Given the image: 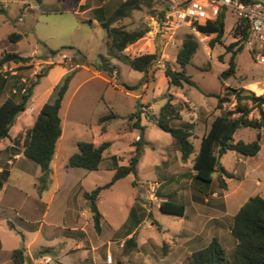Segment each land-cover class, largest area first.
I'll return each instance as SVG.
<instances>
[{"label":"rangeland","instance_id":"1","mask_svg":"<svg viewBox=\"0 0 264 264\" xmlns=\"http://www.w3.org/2000/svg\"><path fill=\"white\" fill-rule=\"evenodd\" d=\"M127 1L43 0L40 4L41 0H0V58L7 51L29 56L36 49L41 50V53L34 52L30 62L25 65L6 63V69L0 67L7 76L6 87L0 92V104L10 96L19 100L23 89L36 83L38 74L44 68L59 65L73 70L76 68L75 64L81 61L80 57H75L73 51H62L60 55L52 57L49 49L73 46L85 54L92 63H100L103 58H107L111 64L120 67L110 80V84L117 89L104 90V99L110 103L104 104V99L100 101L96 96L102 89L101 84L94 83L90 88L88 86L82 88L81 82L87 73H80L63 99V109L70 115L65 123V130L70 132L73 128L74 137L96 145L104 141L111 142L110 148L104 153L106 163L111 164V157L115 155L119 159V165H127L140 136V131L135 125L136 119L130 116L135 112L138 103L146 101L141 107L143 112L141 125L145 126L144 148L137 174L120 179L111 188L101 192L98 201L103 216L100 223L101 231L97 232L93 220L90 221L85 225L86 234L82 242L84 251L78 253L73 248L69 252L76 243L74 239H66L65 235L57 233L58 237L52 241L46 240L42 235L28 232L38 230L41 223L46 225L55 221L61 225L60 216L65 210L68 191L60 194L54 203L51 202L48 217L42 218L39 213L45 210V206L40 205V198L37 196L38 181L34 177V167H37V164L27 160L29 164L27 166L13 158L23 153L22 144H15V139L18 135L22 138L35 123L32 106L36 98L41 97L52 102L57 99V88L62 82L61 80L54 86L57 74L52 79L45 77L40 79L36 85V96L32 95L28 103V113L22 115L18 122L16 120L10 138L5 139L0 145V168L9 172L13 169L7 190L0 191V264H16L13 252L23 248L33 237L36 238L29 250L30 254L23 249L24 264H39V259L44 256L50 258L48 264H168L163 259L172 251L170 245L175 248L178 244L175 240L177 235L184 233L191 221L196 222L197 232L200 234L198 242L189 247V251L204 248L211 238L218 237L224 248L231 252L235 246L230 232L235 213L250 197H264L263 129L259 132L242 128L237 132L235 141L245 142L255 140L260 133L261 151L255 157H245L228 151L221 158L222 165L234 176L225 178L227 189L219 187L218 175H215L211 188L204 191L193 181V160L196 153L191 155L187 162H183L175 139L154 126L147 118V115L157 116L167 98L170 95L174 96L175 92H183L184 89L191 91L193 105L200 108L201 112L205 109L213 110V114L221 112L216 108V98L207 97L189 85L176 88L168 84L164 74L165 68L169 65L174 70H180L176 56L188 35L196 38L199 49L192 64L187 67V73L193 77L201 91L224 96L226 88H244L257 97L263 92L264 66L257 64L242 42H239L232 52L227 49L238 40L233 33L237 17L232 13L226 15L224 37L221 43H216L213 48L212 36L195 34L186 26L175 32L165 29V16L170 10L168 0H146L149 3L148 7L141 5L138 9L128 11L119 17L113 24L116 27L127 31L149 29L143 38L125 50L126 54L136 57L159 53V59L151 69L148 81L141 83L142 73L132 70L110 55L105 30L99 25L87 22L95 18L94 10L101 8L99 5L105 8L106 18H111ZM89 9L91 10L85 15L82 14V11ZM14 32L24 36L18 43L9 38ZM239 47H243V51L235 58L236 74L229 79L221 80L220 74L228 68L233 52H237ZM65 54L66 59L62 58ZM46 61L49 63H45ZM138 95H142L143 99H137ZM174 102L176 103V98ZM179 104L184 108L185 104ZM223 107L224 110L235 109V98L230 97ZM99 115L101 116L97 121L96 117ZM105 116L115 118L103 124L106 131L102 133L99 120ZM250 117L259 118L257 107L251 112ZM174 124L181 125L182 121ZM193 143L196 148L199 147L196 138H193ZM9 160H12V163H8ZM60 164L59 161L58 176L59 182L62 183L65 178L61 175ZM80 171L85 172L84 169ZM113 174L112 171L105 169L91 172V176L83 181L82 186L87 191L93 190L110 182ZM17 180L22 183L23 192L13 188ZM151 183L158 184L154 191L144 187L145 184ZM151 193H154L153 198ZM51 194L52 189H49L43 201L48 203ZM169 198L185 204L183 217L160 211L163 199ZM135 203L141 207L142 219L137 227L131 228L129 215ZM34 208L37 210L36 214ZM199 215H203L204 219L213 218L206 227V229L211 227V233L202 231L200 226L202 218ZM47 226L44 227L42 234L52 235V227ZM132 236L135 238L134 243H128ZM52 245H56L57 254H52V247H47ZM109 257L112 258V263L108 262ZM82 258L84 260L80 261ZM170 258L173 264H191L189 253L184 251L175 252Z\"/></svg>","mask_w":264,"mask_h":264},{"label":"trees","instance_id":"2","mask_svg":"<svg viewBox=\"0 0 264 264\" xmlns=\"http://www.w3.org/2000/svg\"><path fill=\"white\" fill-rule=\"evenodd\" d=\"M141 5L149 6L146 0H129L121 5L111 18H106L104 7L94 10V19L87 22L93 24V20H97L100 26L105 30L107 37V47L110 55L128 65L132 70L143 74L141 83H146L149 73L159 59V53L143 54L131 57L125 53V50L143 38L148 32V28L127 31L124 28L114 26L119 17L125 15L128 11L138 9ZM226 13L213 21H202L196 25L200 34L204 36H212V48L216 43H221L225 34ZM234 36L238 38L237 42L232 43L227 49L232 52L234 47L245 41L248 35L247 24L244 20L238 19L233 30ZM23 38L22 34L13 33L10 40L19 42ZM246 48V46H245ZM199 49V42L193 35H188L183 40L181 48L176 56V63L180 70H174L169 65L166 66L164 74L168 79L169 86L183 88L185 85L196 88L207 97L217 99L216 108L220 110L210 127L202 137L201 145L196 153L193 143L194 125L190 123H182L175 125V122L182 120L181 111L183 107L179 103L174 102V96L170 95L166 102L161 106L157 116L147 115V118L154 123L160 130L169 133L179 147L181 160L187 162L191 155L195 154L193 160V176L194 183L208 191L214 183L215 175H218L217 181L220 188L227 189L225 178H233L221 163V158L228 152L234 151L245 157H255L261 151V134L258 133L255 140L245 142L243 140L235 141L234 135L242 128L254 129L261 131L264 127V98L255 96L252 92L244 88L232 89L226 88V94L222 96L216 93H205L201 91L193 77L187 73V67L193 62L194 56ZM62 51H73L75 57H80L81 61L76 63V68L71 70L62 79L61 84L57 88V99L47 102L40 110L34 125L29 128L24 136L18 135L15 144H22L24 157L33 161L41 168V175L38 178V193L48 188L51 175V162L53 160L56 145L62 136V120L60 111L62 101L69 89L73 77L82 67L93 66L98 71H104L112 76L117 71V67L111 64L110 60L103 58L100 63H92L87 56L79 49L73 46H65L57 50L49 49L52 57L58 56ZM243 51V47H239L237 52H233L228 68L220 74L221 80H226L236 74V56ZM30 62V58L24 57L16 52H4L0 58V67L5 63H15L25 65ZM53 67H47L37 76V81L32 86L22 92L20 99L8 97L0 105V142L10 138V132L18 116L27 110L28 103L33 95V90L39 83L40 79L46 77ZM7 80L5 74L0 72V92L6 87ZM21 89L19 90V93ZM230 97L235 98L236 108L233 110H224L223 105L229 101ZM142 104L138 103L131 118L136 119V128L140 131L139 140L134 145L135 150L127 165H119V159L114 155L111 157L112 163L105 161L104 153L110 148L111 142L104 141L99 145L93 142L81 141L78 143V150L68 160V167L82 168L90 172L105 169L112 171L113 177L110 182L105 185L98 186L92 191L84 193V198L92 212L94 228L97 232L101 231L100 223L102 214L98 207V201L101 192L111 188L120 179L129 175H136L137 168L143 155L144 148V131L145 126L141 125ZM259 109V118L250 117L251 112L255 108ZM115 118V116H105L100 118L102 133L106 128L103 125L107 120ZM14 144V145H15ZM10 176L9 170H2L0 173V191L6 185ZM201 192L203 193L204 191ZM160 211L166 214L183 217L185 215V204L174 199H166L160 204ZM141 207L135 203L131 208L129 215V225L135 228L141 222ZM231 236L235 241L232 251H228L222 245L218 237H213L210 243L190 256L191 264H264V197H250L239 209L233 217L231 227ZM135 238L132 236L127 242L134 243ZM16 264H24L23 248L16 249L13 252Z\"/></svg>","mask_w":264,"mask_h":264},{"label":"crops","instance_id":"3","mask_svg":"<svg viewBox=\"0 0 264 264\" xmlns=\"http://www.w3.org/2000/svg\"><path fill=\"white\" fill-rule=\"evenodd\" d=\"M42 1L43 0H41L40 4H42ZM124 1H127V0H124ZM104 3L105 2H103L102 5H104ZM147 4H149V3L147 2ZM98 7H102V6L99 5ZM91 9H93V8H91ZM91 9L86 10V11H82V14L85 15ZM92 25H99L100 26V24L97 22V20H93ZM14 33H19V32H14ZM12 34L9 35V38ZM34 52L41 53V50L36 49L35 51H33V53ZM33 53L29 56H24L22 54H20V55H22L24 57H28L31 60L33 57ZM45 63H49V62L46 61ZM117 68L120 69V67H117ZM70 71L71 70L67 67L62 68L59 65H57L49 71L48 75L45 78L46 79H52V77L55 74H57V79H56L55 84H54V86H56L65 77V75L68 74ZM82 72L87 73V75L84 77L83 81L81 82V86L83 85L82 88L84 86H88L90 88L93 86L94 83L101 84L102 89H100V91H98L96 94L97 98L100 101H103L102 98L104 99V90H107L108 88L117 89L116 86L113 87L110 84L111 76H109L106 72L98 71L93 66H90V67L84 66L73 77L66 95L68 94L69 90L71 89V86L73 85L74 81L77 79L79 74ZM173 95H174V98H176V103L185 104L183 110L181 111L182 123H190V124L194 125V136H195L194 138H196L199 142V147L196 148V146H195L196 153H197L199 148H200V145H201L202 137L205 135V133L208 130V128L210 127L212 121L214 120V118L218 114L217 113L213 114V110H211V109H205L201 112L200 108L198 109L195 105H193V96H192L191 91H186L184 89L183 92H175V93H173ZM35 96H36V87L33 90V97H35ZM136 98L137 99H143L142 95H138V96H136ZM3 102H1V104ZM47 102H51V101L48 99H42L41 97L36 98L35 103L32 106V114L34 116V122H35L40 110L42 109L43 105ZM103 103L109 104L110 102H108L106 99H104ZM142 103H146V101H144ZM26 113H28V109L18 116L17 122L19 121V118ZM60 116H61V120H62L63 132H62L61 138L57 142L55 154H54L53 160L51 162V175H50L48 189L45 190L43 193H41V195L37 194V196H38V198H40L39 199L40 205L45 206V210L41 211L39 214L41 215L42 218L44 217V219H46L49 215V211H50L49 209H50L51 202L54 203V201L57 199V197L60 194H63L64 192L68 191L67 192V198H66L65 210L63 211V213L60 216L61 225H60V223H58V222L56 223L55 221H52V223L46 224V225H48L47 227H50V228L52 227V235H49V236L42 234V231H43L44 227L46 226L45 223H41L38 230H29L28 232L36 233L35 235H42L46 240H52V241L58 237L57 233H59L60 235H65L66 239H74L76 241L75 245H73L69 249V252L74 248L78 253H80V251H84V246H83L82 242H83V240H84L83 238H85V234H86L85 225H88L89 222L93 220V217H92L93 214L90 211V208L87 204L86 199L84 198V193L87 192V190H85L84 187L82 186L83 181L91 176V172L87 171L85 169H84L85 172L84 171L81 172L80 169H82V168L68 167L67 164H68L69 158L71 157L72 154L77 152L78 143L81 141H84V140L74 137V129L73 128L70 132H66L65 123L69 120L70 115L68 114V112L66 110L63 109V101H62V108L60 111ZM76 116L78 117V115H76ZM100 116L101 115L96 117L97 121H98V118ZM236 134L234 135V139H236ZM3 141H5V140H3ZM3 141L0 142V145H1V143H3ZM0 150H1V148H0ZM62 155L64 156L63 159L61 158ZM13 158L16 159L17 162L25 163V165L29 166V164H27V162H26L28 159H26L24 157L23 153L15 155V156H13ZM59 161L61 162V164H60L61 175L65 178L62 183L59 182V176H60L58 173L59 172V170H58ZM8 163H12V160H9ZM55 168H57V171H55ZM34 169H35L34 177H35L36 181H38V178L41 175V168L39 165H37V167H34ZM12 171H13V169H10V176L8 178L6 185L2 189V191L7 190L8 186H9V182H10L11 177H12ZM1 172H2V169L0 168V173ZM94 172H97V171H94ZM194 175H195V171H194ZM17 181L18 182L16 183V185L13 188L20 191V192H23L21 190L22 183L20 182V180H17ZM36 184H37V182L34 183L35 188H36ZM49 189H52V194L50 196L48 203H46L43 201V199H44L45 194L48 193ZM90 191H92V190H90ZM35 199H36V197H35ZM164 200H166V199H163V201ZM241 206H240V208H241ZM34 207H36V205ZM24 209L27 210V208H24ZM239 209H238V211H239ZM36 211H37L36 208H34V213ZM130 211H131V209H130ZM199 216L202 218L201 224H200V226L202 227V231L206 230V232L211 233L212 232L211 227H209L208 229H206V227H207L209 221H211V219H213V218L212 217H205V219H204L203 215H199ZM195 223L196 222L191 221L189 228L186 229V231L184 233L177 235L175 240L178 241V244L175 245V248H174V246L170 245V247H171L170 251L171 250L172 251L170 252L168 257L163 259V261L165 260L168 262V264H173V261L171 263L172 258H170L173 255V253H175V252L178 253V252L184 251L186 253H189V255L191 256V254L193 252L200 250V249H197L194 251H189L190 250L189 247L194 246V244L196 242H198V240H199L198 235L200 233L197 232V227H196L197 225ZM230 232H231V230H230ZM35 238L36 237H33L32 240L29 241V243L27 245L23 246V249H25L26 253L30 254L29 250L34 243ZM211 240H212V238H211ZM210 241H209V243H210ZM59 245H61V244H59ZM47 247L48 248L52 247V254H57L58 249H57L56 245L47 246ZM84 258L80 259V261H83ZM77 264H79V263H77Z\"/></svg>","mask_w":264,"mask_h":264},{"label":"built area","instance_id":"4","mask_svg":"<svg viewBox=\"0 0 264 264\" xmlns=\"http://www.w3.org/2000/svg\"><path fill=\"white\" fill-rule=\"evenodd\" d=\"M168 3L170 10L165 16V29L174 32L186 26L195 34H200L196 27L198 23L216 20L223 12L226 15L232 13L237 17V20H244L248 28L245 46L257 64L264 66V0H168ZM62 58L66 59L67 55H63ZM6 68L7 64L5 63L3 69ZM5 78H7L6 75ZM25 82L26 80H24ZM25 91L26 89H23V92ZM258 96L264 98V89ZM262 106L264 112V104ZM157 186V183L144 185L152 191ZM153 194L151 193V198H153ZM50 261L49 257L44 256L39 259V264H48ZM108 262L112 263L111 257L108 258Z\"/></svg>","mask_w":264,"mask_h":264}]
</instances>
